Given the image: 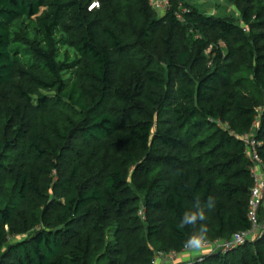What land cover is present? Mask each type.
Returning a JSON list of instances; mask_svg holds the SVG:
<instances>
[{
	"label": "trees",
	"instance_id": "obj_1",
	"mask_svg": "<svg viewBox=\"0 0 264 264\" xmlns=\"http://www.w3.org/2000/svg\"><path fill=\"white\" fill-rule=\"evenodd\" d=\"M225 2L0 0V264H264L212 248L253 230L246 134L264 174V0Z\"/></svg>",
	"mask_w": 264,
	"mask_h": 264
},
{
	"label": "built area",
	"instance_id": "obj_2",
	"mask_svg": "<svg viewBox=\"0 0 264 264\" xmlns=\"http://www.w3.org/2000/svg\"><path fill=\"white\" fill-rule=\"evenodd\" d=\"M150 2L152 6L161 13L166 12L170 7V0H150ZM95 5L97 4H94L93 6ZM242 139L245 144L246 152L251 162L254 164L253 174L255 175V185L252 190V202H251V210H250V219L253 222V230L249 232H241L235 234L231 242H217L214 245H212L213 246L212 248L221 249L223 252H226L231 248L244 245L247 242V240H249L252 236H254L255 233L254 230H256L257 228L264 229V227L259 226L258 217H257V213L262 205L263 196H264V174L261 170L263 165V160L258 152V147H260L261 143L255 139L253 133L246 134ZM175 257H177V255L174 253L165 254L161 252L154 257L152 264L167 263Z\"/></svg>",
	"mask_w": 264,
	"mask_h": 264
},
{
	"label": "rangeland",
	"instance_id": "obj_3",
	"mask_svg": "<svg viewBox=\"0 0 264 264\" xmlns=\"http://www.w3.org/2000/svg\"><path fill=\"white\" fill-rule=\"evenodd\" d=\"M190 2L193 4H197L202 9V11L207 14L219 13L239 17L236 9L233 6L228 5L225 0H191ZM206 250H208V248L205 247L203 250H201V252L203 253ZM197 254L195 253V255H191L192 257L188 255L181 259L175 257L167 263L170 264L172 263V261L178 262L185 259L195 258L196 256H199Z\"/></svg>",
	"mask_w": 264,
	"mask_h": 264
},
{
	"label": "clouds",
	"instance_id": "obj_4",
	"mask_svg": "<svg viewBox=\"0 0 264 264\" xmlns=\"http://www.w3.org/2000/svg\"><path fill=\"white\" fill-rule=\"evenodd\" d=\"M206 206L208 209H211L214 206V202L212 197H208L207 202H206ZM200 219L204 220L205 214L203 212H201L199 214ZM189 220H195L196 219V215H193L191 217H188ZM183 225L181 224L180 227H182ZM207 245V230L206 227L204 225H202V230L196 234V235H192L188 238V240L186 241L185 246L189 247L191 249H193L194 251H201L205 248V246Z\"/></svg>",
	"mask_w": 264,
	"mask_h": 264
},
{
	"label": "crops",
	"instance_id": "obj_5",
	"mask_svg": "<svg viewBox=\"0 0 264 264\" xmlns=\"http://www.w3.org/2000/svg\"><path fill=\"white\" fill-rule=\"evenodd\" d=\"M188 2H190L191 0H186ZM191 3V2H190ZM193 4V3H192ZM260 170V169H259ZM263 213H264V198H263ZM263 220H264V214H263ZM161 264H168V263H161Z\"/></svg>",
	"mask_w": 264,
	"mask_h": 264
}]
</instances>
